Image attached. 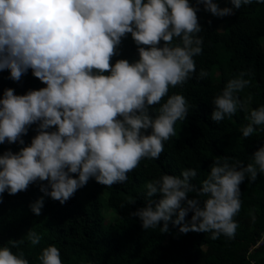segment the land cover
<instances>
[{"label": "clouds", "instance_id": "9594fccd", "mask_svg": "<svg viewBox=\"0 0 264 264\" xmlns=\"http://www.w3.org/2000/svg\"><path fill=\"white\" fill-rule=\"evenodd\" d=\"M230 3L232 7L220 8L214 0H196L220 18L252 0ZM197 11L189 0H0V71L19 82L31 70L45 85L23 95L5 89L0 98V144L24 145L22 137L36 126L29 145L0 155V194L15 195L41 182L39 191L63 205L89 179L106 187L123 184L142 159H159L164 142L176 135L174 125L188 115L184 96L161 100L170 87L196 73L193 57L202 54L203 46ZM126 34L139 58L111 64ZM250 74L241 71L213 99L212 121L244 109L235 94L250 84L243 78ZM207 76L201 69L196 78ZM153 105H160L156 115L149 111ZM249 119L241 129L245 139L264 125V106L251 110ZM258 173H264V146L246 166L217 157L199 186L192 183L195 169L163 174L145 185V206L131 215L143 230L162 224L159 231L167 233L171 223L182 234L231 239L241 209L239 186L246 177L254 182ZM190 193L195 195L189 198ZM157 195L158 200L152 199ZM43 206L42 196L30 210L39 216ZM24 239L35 246L41 236L29 230ZM24 239L0 247V264H29L23 251H12ZM38 259L40 264H62L55 245L44 248Z\"/></svg>", "mask_w": 264, "mask_h": 264}, {"label": "trees", "instance_id": "16d2710c", "mask_svg": "<svg viewBox=\"0 0 264 264\" xmlns=\"http://www.w3.org/2000/svg\"><path fill=\"white\" fill-rule=\"evenodd\" d=\"M224 1L232 7L230 0H214L218 5ZM189 4L199 7L202 54L193 57L196 64L193 77L183 85L170 87L168 95L161 100L163 104L168 96L180 94L185 97L189 110L185 120L174 125L176 135L164 142L159 159H142L127 174L128 179L123 184L111 187L95 184L85 202L77 198V190L61 205L39 191L41 182L15 195L0 194V247H11L9 240L24 239L31 230L41 236L40 243L33 246L24 239L19 248L12 249L14 253L23 251L29 264H40L39 255L50 245L59 249L62 264H264V173H258L254 182L246 177L239 186L241 209L234 217L238 227L231 239L221 235L213 240L211 233L182 234L179 226L171 223L167 233L159 231L162 224L156 229L143 230L140 220L131 215L145 206V185L161 175L179 176L185 169H195L197 177L192 183L199 186L217 157H228L229 163L238 160L246 166L252 162V154L264 146V125L258 126L246 139L241 132L250 123V111L264 106V50L260 42L264 37V2L252 0L251 4L234 10L222 31H219L221 19L204 11L196 0H189ZM163 43L161 41L159 46ZM117 53L111 64L120 59L129 63L138 60L131 34L122 38ZM201 69L208 76L198 80ZM249 70L251 74L243 78L250 80V84L235 94L245 104L244 109H238L235 115L219 123L212 121L213 99L229 80ZM8 76L7 70L0 71V98L9 88L14 89L16 95H23L28 90L45 87L32 76L31 70L19 82H13ZM159 107L151 106L150 113L156 115ZM35 127H30L22 137L24 145L0 144V155L7 150L18 152L29 145L36 135ZM189 195L191 198L195 194ZM42 196L44 206L36 216L30 204ZM159 198L157 195L152 199ZM104 208L117 215L115 223H105ZM191 215L189 213L185 219L190 220ZM260 241L262 243L257 245Z\"/></svg>", "mask_w": 264, "mask_h": 264}, {"label": "rangeland", "instance_id": "374dc122", "mask_svg": "<svg viewBox=\"0 0 264 264\" xmlns=\"http://www.w3.org/2000/svg\"><path fill=\"white\" fill-rule=\"evenodd\" d=\"M218 6L220 8L228 7L227 6V2H225V1L222 2V3H220ZM218 18L221 19V23L219 24V31H222L223 28H224V25L226 23L225 21L227 20L228 16H225V17H222V18L218 17ZM260 42H261V47L264 50V37L261 38ZM218 76H219V73H216V77H218ZM95 184H97V183L95 182L94 179H89V181L87 182V184L83 188L78 189L77 198L80 201L85 202L87 200L88 191ZM102 214L104 216V219H105V223L106 224H113V223H115L118 220L117 215L114 212H112L111 210H107V209L104 208L102 210ZM261 243L262 242L260 241V242L257 243V245H260Z\"/></svg>", "mask_w": 264, "mask_h": 264}, {"label": "built area", "instance_id": "2783aa9c", "mask_svg": "<svg viewBox=\"0 0 264 264\" xmlns=\"http://www.w3.org/2000/svg\"><path fill=\"white\" fill-rule=\"evenodd\" d=\"M262 238H264V232H263V234H262Z\"/></svg>", "mask_w": 264, "mask_h": 264}]
</instances>
